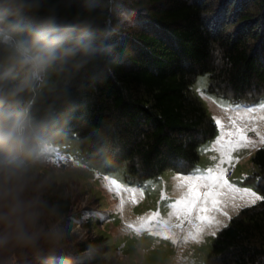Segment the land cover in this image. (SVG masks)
<instances>
[{
	"label": "trees",
	"instance_id": "1",
	"mask_svg": "<svg viewBox=\"0 0 264 264\" xmlns=\"http://www.w3.org/2000/svg\"><path fill=\"white\" fill-rule=\"evenodd\" d=\"M120 11L124 23L109 40L107 62L68 95L38 96L33 114L45 125L46 141L76 136L89 162L124 168L130 183L167 170L186 173L199 161V146L217 134L191 90L199 75L210 76V93L237 104L264 98V0H120ZM253 164L264 197V148ZM45 203L54 223L70 222L71 200L50 195ZM47 229L54 238L57 230ZM105 239L79 241L75 256H52L49 264L59 258L60 264H100ZM20 249L0 251V262L13 255L25 264ZM210 259L264 264V200L220 231Z\"/></svg>",
	"mask_w": 264,
	"mask_h": 264
},
{
	"label": "clouds",
	"instance_id": "2",
	"mask_svg": "<svg viewBox=\"0 0 264 264\" xmlns=\"http://www.w3.org/2000/svg\"><path fill=\"white\" fill-rule=\"evenodd\" d=\"M120 16V0H0V251L43 233L47 141L33 114L37 97L68 95L96 73Z\"/></svg>",
	"mask_w": 264,
	"mask_h": 264
},
{
	"label": "rangeland",
	"instance_id": "3",
	"mask_svg": "<svg viewBox=\"0 0 264 264\" xmlns=\"http://www.w3.org/2000/svg\"><path fill=\"white\" fill-rule=\"evenodd\" d=\"M209 85L210 76L202 74L197 77L191 90L205 107L207 115L211 119H219L227 126L230 124L229 118L237 115L236 112L229 110V106L238 104L225 97L210 93ZM261 102H264V98L255 105H259ZM260 114L264 113H257V115ZM257 128L261 134H264V121H258ZM218 135L217 128L216 136L199 146V161L186 173L167 170L158 177L135 183L126 180L124 168L112 171L89 162L80 152L76 136L58 143L47 141L45 155L49 162L45 163L41 160L39 163L41 170L38 173V181H46L41 191V198L46 202V196L58 195L64 200H71L74 212L70 222L65 223L62 227L60 226L61 222L54 223L53 218L46 215L45 212L41 221L43 233L39 240L31 246H20L21 255L27 258L25 264H49L50 258L53 257L55 259L65 255L73 257L77 251V248L73 246L77 242L96 237H106V248L100 264H218L211 262L210 256L218 234L225 227L216 231L215 235L206 231L199 242H183V232L178 228L173 229L174 234L169 240L163 239L164 234L162 233L149 234L137 231V219L157 210L162 190L166 191L171 200L178 198L180 192L174 190L173 186L176 183L173 179L174 176L187 174L197 167L202 169L214 167L218 163L219 154L211 150V145ZM248 136L258 141L255 132H248ZM260 148H264V144L257 142L253 147L233 153L234 157L239 158V162L230 170L229 178L226 177L229 182H234L240 187L250 188L259 196L261 193L254 177L257 167L253 164V157ZM204 149L209 150L204 151ZM65 154H69L73 160L66 161ZM213 157L215 159H212ZM107 177L130 185H143L145 182H152L155 185V191L150 190L138 205H125L121 208L119 199L109 191L106 185ZM261 201H257L255 205ZM251 207L233 209L229 206L227 212L231 216V220L224 217H220V219L229 226L234 217L244 209ZM159 210L163 216L167 217L168 209L163 204L160 205ZM91 217H94V222L87 227L86 221ZM48 227L51 231L57 230L54 238H48L47 233L50 232H48ZM73 235L77 237L74 242ZM59 259L53 264H60ZM6 261L7 264H20L18 258L13 255Z\"/></svg>",
	"mask_w": 264,
	"mask_h": 264
},
{
	"label": "snow or ice",
	"instance_id": "4",
	"mask_svg": "<svg viewBox=\"0 0 264 264\" xmlns=\"http://www.w3.org/2000/svg\"><path fill=\"white\" fill-rule=\"evenodd\" d=\"M229 110L237 113L235 117L229 118V125L213 118L219 135L211 145V150L219 154L218 163L214 167H197L187 174L174 176V190L180 192L178 198L171 200L162 190L157 210L137 219V231L162 233V238L169 240L174 234L173 229L178 228L183 232V242H199L206 231L215 235L220 228L227 227L220 217L231 220L227 212L229 206L233 209L246 208L264 200L252 189L240 187L226 178L239 162L233 153L253 147L257 142L264 144V134L257 128V122L264 121V114L257 115L258 112L264 113V102L254 106H229ZM250 131L256 133L258 141L248 136ZM105 181L109 191L119 199L121 208L138 205L150 190L155 191L152 182L130 185L111 177ZM161 204L168 209L167 217L159 210Z\"/></svg>",
	"mask_w": 264,
	"mask_h": 264
}]
</instances>
